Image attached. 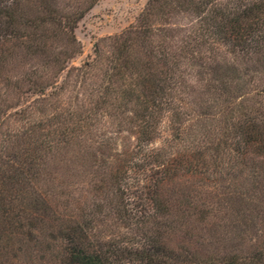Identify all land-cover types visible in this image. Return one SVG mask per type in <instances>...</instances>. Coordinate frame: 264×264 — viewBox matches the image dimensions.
Returning <instances> with one entry per match:
<instances>
[{
  "label": "trees",
  "instance_id": "obj_1",
  "mask_svg": "<svg viewBox=\"0 0 264 264\" xmlns=\"http://www.w3.org/2000/svg\"><path fill=\"white\" fill-rule=\"evenodd\" d=\"M100 1L0 0V264H264V0H150L69 68ZM57 148L82 162L51 160L70 175L46 207Z\"/></svg>",
  "mask_w": 264,
  "mask_h": 264
},
{
  "label": "rangeland",
  "instance_id": "obj_2",
  "mask_svg": "<svg viewBox=\"0 0 264 264\" xmlns=\"http://www.w3.org/2000/svg\"><path fill=\"white\" fill-rule=\"evenodd\" d=\"M150 0H101L79 23L76 30V37L81 45V53L74 58L69 64V68H80L86 62L92 61L94 58V50L97 44L110 37L122 34L124 31L135 25L140 15L144 11L146 5ZM67 72L63 74L65 79ZM72 83V82H71ZM73 84V83H72ZM158 139L151 145V149H160L167 147L172 138V128L169 119H163L159 127ZM111 137V136H110ZM119 150L126 151L132 150L135 146V139L132 135L123 134L118 139ZM62 153L64 155H58ZM54 158H63L64 166L68 165L73 168H79L82 162V155L76 154L72 150H64L57 148L55 152L50 155L46 153V207L53 205L59 201L60 185L68 178L69 170H51V160ZM79 170V169H78ZM110 166L100 168V173L109 174ZM170 186H174L170 183ZM225 186L219 188V191L224 190ZM185 198L189 195L188 191L184 188ZM176 191V190H175ZM171 199L180 205L182 196L176 193H171ZM77 200L86 208L91 204V198L87 195H77ZM62 201V200H61ZM185 207L182 205V208ZM78 208L73 205L68 207L58 206L55 213L49 214L46 208V237L51 231H59L65 228L67 224H71L77 216ZM110 233V232H109ZM127 230L117 228L115 236L121 240L128 241L130 237ZM46 256V254H45ZM41 257V256H40ZM48 261V263H47ZM54 261L36 260V263L41 264H55ZM14 264H25L24 260H14Z\"/></svg>",
  "mask_w": 264,
  "mask_h": 264
}]
</instances>
